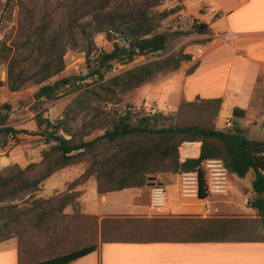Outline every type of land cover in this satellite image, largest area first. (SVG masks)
<instances>
[{
    "label": "trees",
    "instance_id": "trees-1",
    "mask_svg": "<svg viewBox=\"0 0 264 264\" xmlns=\"http://www.w3.org/2000/svg\"><path fill=\"white\" fill-rule=\"evenodd\" d=\"M162 3V0H70L60 9L44 10L41 15L34 8L26 9L19 19L17 43L8 47L0 41V57L8 61L10 91H19L34 84L40 86L37 99H57L61 84L64 81L77 84V79L46 82L65 70L64 57L72 47L86 46L89 56L86 76H97V84L82 90L76 99L81 111L92 112L79 131L73 132L63 119L56 123L48 119L40 121L46 125V140L56 143L42 151L40 162H32L26 167L13 164L0 171V204L20 201L0 205V213H4L2 216L5 219L3 227L12 231L28 226L30 222L41 227L46 218L62 213L73 203L74 196L60 193L54 197L37 198L35 193L56 172L85 162L88 164L86 170L77 181L84 183L94 177L99 193L142 187L153 177L156 182H162L167 175L197 170V195L204 199L208 197L209 190L202 163L208 159H221L228 171L238 177H245L251 169L254 170L253 190L258 197L252 204L264 216V140L249 139L238 127L226 130L195 124L159 126L160 120L168 118L162 111L146 113L131 106H126L125 110L116 107L121 102V95L178 70L184 61L192 58L190 53L172 52L106 79L115 65H127L138 56H155L166 49L169 35L160 31L159 27L162 20L181 8L159 9ZM111 30L119 34L125 43L118 42L116 35L110 34ZM208 30L206 23L195 22L190 28L175 32L190 36L204 34ZM103 31H107L115 42L112 50L95 52L90 56L96 49L94 35ZM196 100L184 101L178 108L197 106L199 103ZM201 102L205 107L213 108L216 115L219 113L221 99H202ZM5 106V113L0 109V124L8 118L10 107ZM233 115L244 117L246 111L236 107ZM95 131L102 133L86 139ZM10 132L18 131L10 126L0 128V133ZM187 141H201V152L199 157L181 161L179 147ZM118 221L122 220L107 222ZM124 222L129 225L132 222L135 225L143 223L148 228L147 220L126 219ZM148 231L159 238L155 229ZM127 232L133 236L138 235L140 230L134 228ZM97 247L96 243L87 244L30 264H70Z\"/></svg>",
    "mask_w": 264,
    "mask_h": 264
},
{
    "label": "crops",
    "instance_id": "crops-1",
    "mask_svg": "<svg viewBox=\"0 0 264 264\" xmlns=\"http://www.w3.org/2000/svg\"><path fill=\"white\" fill-rule=\"evenodd\" d=\"M177 4L181 6V28H190L196 22L206 23L209 30L186 38L199 40L185 52L192 55L190 60L184 61L178 70L133 90L128 101L152 112H165L183 101L221 99L219 119L225 113L227 116L220 121L232 123L226 130L238 127L245 133L259 119L264 120V0H184ZM236 107L244 109L246 115L235 117ZM39 148L42 147L29 151ZM15 151L0 148V170L42 159L41 153L20 157ZM85 170L84 163L63 168L43 182L38 196L79 192L65 208V214H75L77 208L82 215L97 217L100 226L112 219L147 220L148 227L158 224L155 228L159 238L112 241L103 240L101 234L93 242L98 245L95 251L70 264H264V238H255L260 230L258 222L264 216L252 204L258 194L253 190L252 198L238 209L233 207L237 204L232 202L230 180L235 174L229 172L226 193H209L204 199L182 194V172L167 175L162 182H156L167 190L166 207L159 212L151 206L152 186L99 193L94 177L69 186ZM236 189L242 193L247 188L238 185ZM196 222H203L204 227L197 228ZM229 222L241 223L243 229H235L234 233L228 228L220 231ZM180 224L182 230H178ZM166 225L172 227L169 234L163 232ZM21 262L16 241L0 242V264Z\"/></svg>",
    "mask_w": 264,
    "mask_h": 264
},
{
    "label": "rangeland",
    "instance_id": "rangeland-1",
    "mask_svg": "<svg viewBox=\"0 0 264 264\" xmlns=\"http://www.w3.org/2000/svg\"><path fill=\"white\" fill-rule=\"evenodd\" d=\"M69 1L70 0H0V41L8 47H13V45L17 43L19 39V19L23 11L26 9L34 8L35 12H37L38 15H41L44 10L59 8L64 3L66 4ZM162 1L163 3L159 9H170L174 7L181 8V6L177 4V2H179L178 0ZM179 15H181V9L161 22L159 30L164 31L169 35L165 50L155 56H138L133 62L127 65L117 64L109 73H107L106 79L124 71L125 69H129L136 65L160 58L161 56H166L172 52H186L187 48L191 44L199 41L198 39L187 40L186 38L189 36H183L180 33L175 32L180 31V29H187L185 27H180ZM94 41L96 49L92 54H90V56H92L95 52L98 54L104 50H112L115 43L114 40L110 39L107 31L95 34ZM120 43L124 44L125 41L120 39ZM64 58L66 63L65 70L48 80L46 83H54L64 79L75 78L77 79V84H67V81H64L58 90L57 99L48 100L46 98L37 99L36 93L40 88L39 85L33 84L19 91H10L7 79L8 61L0 57V109H3V112L5 113L7 111V107L5 105L10 107L8 111V118L4 124H0V128L10 126L18 131L15 133L16 135L13 139L10 138V133H0L1 149L6 151L16 149L15 153L20 157L21 154L25 156L28 153H41L42 156V151L49 147L50 144L54 145L56 142H49L46 140V125L40 123V121L48 119L49 121L56 123L57 121L63 119L68 122V127H70L74 132L79 131L84 123L90 119L92 112L88 114V111H81V105H79L76 101L77 96L82 92V90L97 84V76H86L87 79H85L84 82L80 80L81 76L84 77V75L89 71L87 62L89 56H87V48L86 46L69 48ZM77 65H80L81 68L84 69V73L79 74L77 72ZM129 94L130 92L121 95V102L116 107L121 110H125L126 106H131L134 109L142 110L146 113H154L149 111L147 108L134 106V104L129 102L127 99ZM201 100H196V102L199 103L197 106H185L184 108L180 109L178 108L180 106L179 105L173 110L165 111L164 113L168 118L160 120L158 125L195 124L204 127H215L217 129H229V127L226 125L227 120L224 122L220 121H223L227 115L224 113V115H222V117L219 119V113L216 115L214 109L205 107ZM165 108L166 107L163 106V109ZM76 113H79L78 116H76ZM73 117L74 119L70 121ZM62 133L68 137L67 134L64 132ZM100 133H102V131H95L89 137H86V139H92ZM244 135L249 139L264 140V120L259 119L258 123L252 127H249ZM198 142H200L199 146L201 152L202 142ZM185 144L186 142L182 143V146L180 145L181 148L179 147L181 161L191 157L189 156L184 158V155L188 153L187 150H190ZM37 146L42 148L36 149L35 152L29 151L30 148ZM30 163L32 162H24V166L22 167H26ZM84 164L86 166L88 165L86 162ZM253 178V170H250L245 177H238L236 175L232 176V180H230V185L233 184L232 202L237 204L233 207L238 209L240 208V204L246 202L247 199L252 198L254 193L252 188ZM77 179L72 183L69 182V186L74 187L75 185L80 184L78 183ZM238 185H242L247 189L242 190V193H239V191L236 189V186ZM40 187L35 193L37 198H49L59 195L53 194L50 196H38L40 195ZM62 194H70L74 196L75 200L77 194L79 195V192L64 191ZM19 202V200H15L4 202L0 205ZM0 214L1 242L8 240L16 241L21 252L23 264H29L56 255L64 254L71 250L96 242L99 240L101 234L103 240H109L111 238L121 240H149L152 238H157L156 234L150 233L148 231V229L156 230L155 227L158 226L156 223L149 225V227L146 228L145 224L143 223L135 225V223L132 222L129 225L124 221L106 222L102 229V226H100L98 223L97 217L82 215L79 213V209L77 208L75 214L67 215L65 214V209L62 213L57 212L52 214L50 217L45 219L43 224L44 226L37 227L33 222H30L28 226H20L16 230L12 231H9L3 227V221L5 219L2 215H4V213ZM258 223L260 225V230L259 233L255 235V238H264V220L259 221ZM241 225V223L229 222L228 224H223L221 228L223 230L220 231H226L225 229L228 228L229 232L234 233L235 229L237 231L243 229ZM174 227L177 226L174 225ZM196 227L202 229V227H204V223L196 222ZM134 228H139V234L133 236L129 235L127 231ZM171 228V225H166V227L163 228V232H167V234H169L172 232L170 230ZM179 228L180 230L183 229L181 224L178 225V230ZM244 229H246V226ZM160 233H162V231H160Z\"/></svg>",
    "mask_w": 264,
    "mask_h": 264
},
{
    "label": "built area",
    "instance_id": "built-area-1",
    "mask_svg": "<svg viewBox=\"0 0 264 264\" xmlns=\"http://www.w3.org/2000/svg\"><path fill=\"white\" fill-rule=\"evenodd\" d=\"M110 34H114L117 37V41L120 42L122 39L119 34L110 31ZM76 70L79 74L84 73V69L80 65L76 66ZM87 79L86 74L81 76L80 80L84 82ZM79 81V80H78ZM228 127H232V123L228 120L226 122ZM15 133L10 132V138L15 137ZM200 153V152H199ZM197 156V155H196ZM194 157V156H191ZM190 157V158H191ZM187 158V157H184ZM202 166L206 173V180L208 185L209 193L213 194H222L226 193L228 190V178L229 171L224 165V162L221 159H208L202 163ZM181 192L185 196L197 195L199 187V177L198 171L182 172L181 173ZM167 204V190L163 184L156 183L152 186L151 190V206L158 210L159 212L163 211Z\"/></svg>",
    "mask_w": 264,
    "mask_h": 264
},
{
    "label": "bare ground",
    "instance_id": "bare-ground-1",
    "mask_svg": "<svg viewBox=\"0 0 264 264\" xmlns=\"http://www.w3.org/2000/svg\"><path fill=\"white\" fill-rule=\"evenodd\" d=\"M185 145H187L186 147H188L190 150H187L188 153H186L184 155V157L196 156L199 154L200 142H198V141H187ZM190 196L192 197L193 195H190Z\"/></svg>",
    "mask_w": 264,
    "mask_h": 264
},
{
    "label": "water",
    "instance_id": "water-1",
    "mask_svg": "<svg viewBox=\"0 0 264 264\" xmlns=\"http://www.w3.org/2000/svg\"><path fill=\"white\" fill-rule=\"evenodd\" d=\"M155 184H156V178L155 177L151 178L150 181L147 183L148 186H153Z\"/></svg>",
    "mask_w": 264,
    "mask_h": 264
}]
</instances>
